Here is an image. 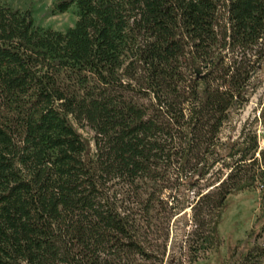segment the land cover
<instances>
[{"label":"trees","instance_id":"trees-1","mask_svg":"<svg viewBox=\"0 0 264 264\" xmlns=\"http://www.w3.org/2000/svg\"><path fill=\"white\" fill-rule=\"evenodd\" d=\"M69 11L60 32L0 0V264H160L140 214L174 183L219 212L264 190V103L261 139L220 137L264 73V0H53Z\"/></svg>","mask_w":264,"mask_h":264},{"label":"rangeland","instance_id":"rangeland-1","mask_svg":"<svg viewBox=\"0 0 264 264\" xmlns=\"http://www.w3.org/2000/svg\"><path fill=\"white\" fill-rule=\"evenodd\" d=\"M1 1L20 11H30L36 25L43 28L64 32L76 21L70 11L53 14V0ZM260 76L259 87L248 103L233 114L230 125L223 127L221 140L225 141L227 137L236 140L243 128L245 133L255 130L259 139L262 138L263 129L254 122L264 103V73ZM79 132L86 138L93 135L86 128ZM220 167L214 168L209 182L225 178L228 171ZM172 186V190L163 193L164 199L168 194L176 197L167 207H157L151 217L137 210L143 245L159 260L162 259L160 264H237L254 246L264 247V190L259 183L243 192L229 195L220 212L210 203V199L199 201V197L211 188H195L188 192L178 183ZM111 188L118 196L122 192L118 183ZM214 223L218 224L216 232L212 231Z\"/></svg>","mask_w":264,"mask_h":264}]
</instances>
